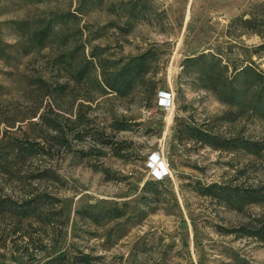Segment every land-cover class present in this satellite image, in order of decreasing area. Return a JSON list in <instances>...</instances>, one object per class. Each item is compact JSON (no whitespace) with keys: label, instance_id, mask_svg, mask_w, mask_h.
Wrapping results in <instances>:
<instances>
[{"label":"rangeland","instance_id":"obj_1","mask_svg":"<svg viewBox=\"0 0 264 264\" xmlns=\"http://www.w3.org/2000/svg\"><path fill=\"white\" fill-rule=\"evenodd\" d=\"M132 1L148 6L145 18L127 20ZM261 1L101 0L80 14L75 11L79 0H7L0 21L76 13L79 29L66 46H76L92 64L88 77L74 79L72 67L56 61L66 47L58 41L0 59V147L3 137L40 140L45 146L44 154L18 166L25 173L21 181L0 177V187L14 197L44 191L59 199L49 209L55 214L44 233L31 223L24 235L12 234L11 226L0 220V261L37 264L59 253H88L90 264H237L234 255L249 264L264 263V242L231 232L264 218V204L236 212L191 189L197 182L258 184L264 180V149L257 155L220 151L175 137L176 124L183 122L264 142V121L242 116L218 122L215 117L231 108L180 74L183 58L201 51L219 54L233 65L253 61L264 69V57L251 53L261 38L227 33L231 18L248 17ZM0 37L10 44L16 40L4 24ZM148 48L157 57L153 94L143 96L138 89L119 97L99 89L91 50L119 60ZM42 114L68 133L65 144L49 137L54 132L41 121ZM103 140L123 147L119 156ZM156 161L166 173L159 180L152 174ZM44 169L49 170L46 175ZM146 181L159 183L158 202H151L154 210L136 224L96 226L75 213L88 203L125 204L131 210Z\"/></svg>","mask_w":264,"mask_h":264},{"label":"trees","instance_id":"obj_2","mask_svg":"<svg viewBox=\"0 0 264 264\" xmlns=\"http://www.w3.org/2000/svg\"><path fill=\"white\" fill-rule=\"evenodd\" d=\"M6 1L0 0V14L6 10ZM45 1L49 0H31L32 3ZM99 4L101 0H79L75 11L82 14L86 11V6ZM149 11L145 3L132 1L125 12V17L127 20L145 18L143 14ZM76 19V13L67 11L51 13L50 16L37 21L27 19L0 21V24L11 28L16 37L15 42L11 44L2 41L0 37V59H11L17 53L26 55L33 50L45 47L46 43L51 41H58L61 46H66L73 42L74 29H79ZM126 23L128 24L129 21ZM235 30L237 35L253 34L261 38V41L252 48L251 53L257 59L264 57V0L252 7L248 17L235 16L229 20L227 33ZM89 54L90 57L97 59L99 79L95 78V81L101 91L114 93L119 97L131 94L138 89L143 96L155 92L156 81L153 79L157 68L155 50L148 48L136 55L119 60L100 57V54L94 50H91ZM56 58L57 62L72 67L74 79L82 80L88 77L92 62L79 55L76 46H66ZM180 69V74L189 77L195 88L209 91L218 101L231 108L215 117L218 122L229 123L242 116L264 121V69L258 67L255 62L248 61L245 64L233 65L223 60L219 54L201 51L183 58ZM39 84L41 83H37V86ZM39 116L47 128L54 132L49 137L65 144L68 133L62 130L58 122L54 119H45L43 114ZM175 137L179 142H194L200 146L220 151H242L257 155L264 149L263 141L251 140L240 134L225 136L213 130L212 125L196 126L178 122L175 126ZM1 140L5 143L0 147V177H4L5 181H21L25 173L21 172L18 166L44 154V143H40V140L17 137H3ZM41 140L45 141L42 138ZM100 142L107 144L115 156H119V150L123 149L120 145H112L108 141ZM43 172L46 175L49 170L44 169ZM158 185L157 181L144 182L137 206L131 210H128L125 204L106 207L88 203L77 209L75 213L79 219L96 226L111 221H116L117 225L136 224L147 213L154 210L151 202H158ZM191 189L236 212H242L247 205L264 204V180L253 186L229 182L209 184L197 182L192 185ZM58 201V198L44 191H24L14 197L10 192H3V187H0V220L6 221L11 226L12 234L21 232V235H24L31 223H36L44 233L47 226L53 222L55 214L49 209ZM144 206L148 207L144 209ZM231 232L264 242V218L257 219L253 226H239ZM92 259L93 257L88 253L70 256L59 253L37 264H90ZM233 260L237 264H249L235 255ZM0 264L7 263L0 261Z\"/></svg>","mask_w":264,"mask_h":264},{"label":"built area","instance_id":"obj_3","mask_svg":"<svg viewBox=\"0 0 264 264\" xmlns=\"http://www.w3.org/2000/svg\"><path fill=\"white\" fill-rule=\"evenodd\" d=\"M160 164L161 163H159L158 165H157V167H155V164H154V167H153V170H155L156 172H158L159 173V175H156L155 173H154V171H152V174H153V178H155V179H157V180H159V179H161L166 173H165V170H163L162 169V167L160 166ZM158 168V169H157ZM157 170H159V171H157Z\"/></svg>","mask_w":264,"mask_h":264},{"label":"bare ground","instance_id":"obj_4","mask_svg":"<svg viewBox=\"0 0 264 264\" xmlns=\"http://www.w3.org/2000/svg\"><path fill=\"white\" fill-rule=\"evenodd\" d=\"M157 165H158V161L155 162V167H157ZM160 166L162 167L163 170H165V169H164V164H163V163H161ZM152 169H153V168H152ZM157 169H158V168H157ZM153 171H154V173H155L156 175H159L158 172H156L155 170H153ZM157 171H159V170H157ZM159 172H160V171H159Z\"/></svg>","mask_w":264,"mask_h":264}]
</instances>
